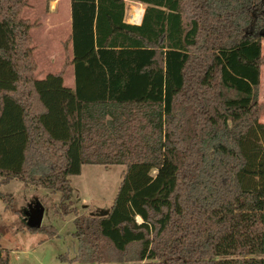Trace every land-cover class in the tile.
I'll return each instance as SVG.
<instances>
[{
    "label": "trees",
    "instance_id": "1",
    "mask_svg": "<svg viewBox=\"0 0 264 264\" xmlns=\"http://www.w3.org/2000/svg\"><path fill=\"white\" fill-rule=\"evenodd\" d=\"M127 1L138 26L125 0H70L73 91L35 78L28 2L0 0V185L75 214L69 178L125 166L106 217L74 215L70 264H264V0Z\"/></svg>",
    "mask_w": 264,
    "mask_h": 264
},
{
    "label": "rangeland",
    "instance_id": "2",
    "mask_svg": "<svg viewBox=\"0 0 264 264\" xmlns=\"http://www.w3.org/2000/svg\"><path fill=\"white\" fill-rule=\"evenodd\" d=\"M39 22L40 14L44 12V3L50 0H32ZM61 6L66 4L61 0ZM55 4L53 3L52 6ZM140 7L137 3H126L127 11L132 7ZM144 10V6L142 5ZM141 8H133L132 22H139L142 18ZM33 12L32 15L33 16ZM129 14V13H127ZM129 16V15H127ZM128 18V17H127ZM33 44V43H32ZM64 52V51H63ZM264 53L262 42L261 54ZM61 48L54 42L39 45L34 42V58L37 63L36 79H43L47 73H66L63 68L65 52L61 56ZM68 75H65V86L68 85ZM15 76L9 66L0 60V80L13 81ZM258 101L264 103V66L260 71ZM264 124V115L260 118ZM264 143V142H263ZM125 166L121 165H84L81 174L69 178L72 188L71 200L66 204L75 214L63 215L64 208H60L61 201L58 193H51L43 188L24 185L18 181L0 185V194L6 196L5 201L0 198V250L7 256L9 264H70L76 255L78 244L74 238L76 217H84L100 210H109L114 201L117 189L122 181ZM38 202L43 207L42 225L51 226L56 235L49 238L44 232H29L25 222L26 212ZM75 215V216H74ZM64 258V260H63Z\"/></svg>",
    "mask_w": 264,
    "mask_h": 264
},
{
    "label": "crops",
    "instance_id": "3",
    "mask_svg": "<svg viewBox=\"0 0 264 264\" xmlns=\"http://www.w3.org/2000/svg\"><path fill=\"white\" fill-rule=\"evenodd\" d=\"M28 6L23 11V18L28 19L31 23L35 24V27L30 31V35L33 40V47L35 40L38 41L39 45L42 44H50V42H54L56 45H59L61 48V56L63 57V53L65 52V59L70 62V65L66 69V73L69 72L68 75V85L65 86V75H63V85L66 88H69L71 90H75L76 85V79H75V69L74 66L71 64L73 59V47H72V18H71V4L70 0H64L66 4L61 6V0H50L48 3H44V12L41 13L40 18H42L39 22L35 23L34 18L37 17V13L35 10V6L32 4L34 1L27 0ZM134 3L133 1H127L125 0V9H124V18L123 23L133 25L128 21L129 16H132V10L133 8H141L142 4L137 3L140 7L133 6L131 11H127L126 3ZM55 4L52 6V4ZM143 11V9H142ZM34 13L33 16L30 15ZM144 12V11H143ZM129 13V14H127ZM143 16V14H142ZM128 17V18H127ZM132 21V17H131ZM140 25V24H139ZM138 26V25H134ZM64 51V52H63ZM64 63V62H63ZM63 66V65H62ZM51 74L50 72L44 75L43 79L48 75ZM57 74V73H53ZM41 80V79H39Z\"/></svg>",
    "mask_w": 264,
    "mask_h": 264
},
{
    "label": "water",
    "instance_id": "4",
    "mask_svg": "<svg viewBox=\"0 0 264 264\" xmlns=\"http://www.w3.org/2000/svg\"><path fill=\"white\" fill-rule=\"evenodd\" d=\"M144 13V12H143ZM43 207L40 203L36 202L25 214L26 226L30 229H39L43 220ZM109 214V210H100L96 213H91L94 217H106Z\"/></svg>",
    "mask_w": 264,
    "mask_h": 264
},
{
    "label": "built area",
    "instance_id": "5",
    "mask_svg": "<svg viewBox=\"0 0 264 264\" xmlns=\"http://www.w3.org/2000/svg\"><path fill=\"white\" fill-rule=\"evenodd\" d=\"M143 11H144V10H143ZM130 15H131V14H130ZM130 15H129L128 21H129L131 24H133V25H139V24L141 23L142 18L140 19L139 22H132V21H131V17H132V16H130Z\"/></svg>",
    "mask_w": 264,
    "mask_h": 264
}]
</instances>
